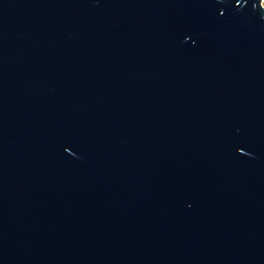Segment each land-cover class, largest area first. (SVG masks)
<instances>
[{
    "label": "water",
    "instance_id": "obj_1",
    "mask_svg": "<svg viewBox=\"0 0 264 264\" xmlns=\"http://www.w3.org/2000/svg\"><path fill=\"white\" fill-rule=\"evenodd\" d=\"M0 264H264L262 0H0Z\"/></svg>",
    "mask_w": 264,
    "mask_h": 264
},
{
    "label": "built area",
    "instance_id": "obj_2",
    "mask_svg": "<svg viewBox=\"0 0 264 264\" xmlns=\"http://www.w3.org/2000/svg\"><path fill=\"white\" fill-rule=\"evenodd\" d=\"M262 5H263V7H264V0H262Z\"/></svg>",
    "mask_w": 264,
    "mask_h": 264
}]
</instances>
